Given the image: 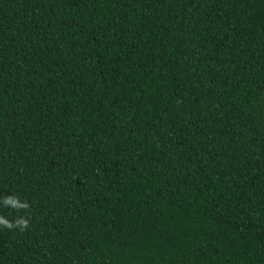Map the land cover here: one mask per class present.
I'll use <instances>...</instances> for the list:
<instances>
[{"label": "trees", "instance_id": "obj_1", "mask_svg": "<svg viewBox=\"0 0 264 264\" xmlns=\"http://www.w3.org/2000/svg\"><path fill=\"white\" fill-rule=\"evenodd\" d=\"M0 264H264V0H0Z\"/></svg>", "mask_w": 264, "mask_h": 264}]
</instances>
